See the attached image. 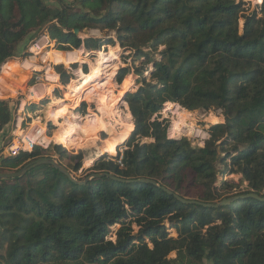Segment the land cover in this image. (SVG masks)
Returning a JSON list of instances; mask_svg holds the SVG:
<instances>
[{"label": "trees", "instance_id": "16d2710c", "mask_svg": "<svg viewBox=\"0 0 264 264\" xmlns=\"http://www.w3.org/2000/svg\"><path fill=\"white\" fill-rule=\"evenodd\" d=\"M48 25L59 50L66 45L76 49L54 50L58 57L53 63L82 64L74 53L83 44L88 50L100 48V40L83 42L75 34L86 29L115 31L136 59L154 63L152 82L126 95L135 125L123 166L102 157L85 179L74 178L83 182L92 174H111L150 179L159 186L108 177L79 185L51 165L1 180L0 264H264V202L240 199L207 208L184 204L162 189L205 204L251 193L264 197V1L259 12L246 14L236 0H74V5L58 7L43 0H0V66L15 57L27 34ZM161 47L162 58L155 61L153 53ZM107 59H118L114 49ZM8 61L2 71L19 66ZM110 69L113 82L117 66ZM59 73L68 84L71 76ZM87 74V67L85 73L77 72ZM124 78L121 71L118 82ZM132 85L124 83L117 98ZM166 104L189 112L222 111L225 123L210 127L205 146L195 148L187 138L168 137L170 122L159 117ZM89 115L94 134L108 131L99 111ZM12 120L9 103L0 101V132ZM66 138L74 141L70 136L58 141ZM144 139L153 141L142 144ZM54 150L70 161L66 168L72 174L82 169L83 153L72 155L62 146ZM44 152L36 146L4 156L0 173L16 172L45 157ZM226 158L230 173L249 184L247 191L224 194L234 186H216L217 163ZM167 223L177 238L171 237ZM118 225L116 240L108 239ZM173 253L176 258H170Z\"/></svg>", "mask_w": 264, "mask_h": 264}, {"label": "rangeland", "instance_id": "374dc122", "mask_svg": "<svg viewBox=\"0 0 264 264\" xmlns=\"http://www.w3.org/2000/svg\"><path fill=\"white\" fill-rule=\"evenodd\" d=\"M43 1L47 6L50 7H58L61 5V3L74 5V0ZM263 1L264 0H236L237 3L244 4L246 14H251L254 11L259 12ZM243 27L244 22L241 20L240 29L242 30ZM50 31L51 28L50 25H48L40 32H30L19 44L15 57L8 59L16 61L19 64V66L16 68L23 67L30 74L27 75V81L24 83V85L17 89L14 94L7 97L0 94V101L8 102L13 113V120L10 125L5 127L4 132H0V162L1 158L4 156H13V152H11V147L13 146H20L22 149L21 152H31L36 146H39L45 151L43 153L45 157L54 158L61 165L68 167L70 166V161L68 159H61V157L54 150L55 146H62L72 155L83 153V167L79 172L73 173V176L76 179L83 180L89 175L90 169L99 159L104 157L107 158V160H113L118 163L120 156H122L124 151L127 150V143L134 134H132V131L135 125V120L126 102V95L128 93L137 92L144 85L145 81L152 82L151 76L154 72V63L145 65L147 59H136L135 51L123 47L119 42L118 35L115 31L102 29H86L80 31L79 35L77 36L83 42L87 39L101 41L100 48L88 50L85 47V44H83L80 47L83 48V50L74 53L76 58L78 57V59L83 60L84 63H73L69 67L65 64L53 63L58 57V54L55 53L54 50L70 53L76 49L71 48L70 50L66 45V50H59V46L61 44L57 40H53L51 38ZM110 41L113 42L110 43ZM111 48L114 49L115 54L118 55V59L112 63L107 59L109 57ZM144 50L145 52L150 51L149 49ZM163 50L164 48L161 47L158 52L153 53V58L155 61L161 60L162 57L160 52ZM41 51H43V54H39L37 56L36 54L41 53ZM48 51L52 52L53 56L46 64H43L44 57ZM32 57L37 59V63L34 64L31 62L30 59H32ZM7 61L0 66V82L3 79L1 74L2 69L11 62ZM97 63L109 68L117 66V73L114 81L109 83L108 81L100 78V80L90 84L83 93L79 94L78 98L71 99V96L74 95V92H72L73 94L70 96L71 90H69V86L78 80L80 75H77V72L85 73V67H87L88 73H90L92 72L94 65ZM16 68L14 67L10 73H14ZM60 69L71 76L70 82L68 84L63 83L61 74L59 73ZM49 70H53V72L59 76L58 83L54 84L56 86L53 88L52 96H54L55 99H61L64 101L63 104L65 112H59V116H56V118L46 116L45 113L46 107L51 103L52 97L46 90V86L49 84V82H47L46 75ZM121 71L125 72V78L120 84L118 81ZM140 71L142 74H140ZM102 76H104V79L106 78V75ZM128 81L133 84L132 88L125 93L122 99H120L124 104H118L117 95L121 91L120 87ZM73 88L75 89L74 85ZM95 90H100L102 92V96H105L108 100L101 102L97 99H92L91 95H87L88 93H91ZM167 104L164 106L163 111L159 114V117L161 121L167 119L170 122L168 137L170 139L187 138L195 148H203L205 146L206 141L210 138L208 132L210 127L216 124L225 123V117L222 114V111L198 110L190 112V119L193 123V131L191 132L192 134L183 132V134L175 135L171 133V127L175 122L178 121V116L174 112L173 107L167 106ZM84 105H86V107H84ZM61 107L62 105L55 104L52 109L53 111H59ZM98 111L105 118L109 133L108 131H102L99 135L93 133V126L91 125L92 118L89 114H98ZM67 113H72L85 119L84 126H81V134L89 141H97L98 144L96 147L83 149L79 148L76 146V140L78 141L77 137H75L74 141L67 138L63 139V142L58 141V139L61 137L69 136L65 134H58L62 128V119L65 118ZM128 113L131 115L130 119L133 120L131 121V124H129L130 119H128ZM211 116L219 117L223 122L221 121L219 123H215L213 120H211ZM156 117H158V115ZM121 123H127V125L131 127L129 132L130 136L123 137L120 140L116 139L113 143L112 151H105L102 153L99 150L100 146L111 143L113 138H116L117 135H120L121 137L123 136V130L119 127ZM38 131L39 134H36ZM108 136L109 140L107 142H103L108 138ZM127 137L128 139L125 141ZM152 141L153 140L150 139H144L142 140V144H148ZM123 142L124 144H122ZM120 144L122 145L120 146ZM217 145L221 158H225L226 155L221 153L219 143ZM229 161L230 159L226 158L224 163L221 161L217 163V169L219 173L216 186L221 188L225 182H228L234 186L233 190L226 191L224 194L230 193L233 195L247 191L249 189V184L243 180V177L241 175L231 174L230 170L226 168V164L229 163ZM166 226L171 237L177 238L178 234L171 228V225L167 223ZM119 228V225L111 228V233L108 239L115 241L116 233ZM133 228L135 232L139 231V228L136 227V225H134ZM170 258H176V254L173 253Z\"/></svg>", "mask_w": 264, "mask_h": 264}, {"label": "bare ground", "instance_id": "6f19581e", "mask_svg": "<svg viewBox=\"0 0 264 264\" xmlns=\"http://www.w3.org/2000/svg\"><path fill=\"white\" fill-rule=\"evenodd\" d=\"M39 54H43V51H41V53H37L36 55L38 56ZM52 56H53V53L48 51L46 56L44 57L43 64H46ZM35 58L32 57V59H30L31 62H33L34 64L37 63L36 62L37 59H35ZM104 67L105 66H102L99 63H97L94 65L92 72H90L87 75H80L78 80L69 86V90H71L70 96L73 94L72 92H74V95L71 96V99L78 98L79 94L83 93L89 87L90 84L94 83L95 81L100 80V78H102L103 80H106L110 83L114 78L115 72L113 70H111L109 67H105V68ZM1 74H2L3 79L0 82V94L2 96L7 97L9 95L14 94L17 89L21 88L24 85V83L27 81V75L30 73L27 72L23 67H19V68L15 69L14 73L2 71ZM102 75H106V78L104 79V76H102ZM46 76H47L46 77L47 82H49V84L46 86V90H47L48 94H50V96H52L53 88H54V86H56L54 84L58 83L59 76L57 74H55L53 72V70H49L47 72ZM73 85L75 86V89L73 88ZM87 95H91L92 99H97L101 102H105V100L107 101V98L105 96L104 97L102 96V92L100 90H95L91 93H88ZM117 102H118V104H124L123 101L120 99H117ZM63 103H64L63 100L55 99L54 96H52L51 97V103L46 107V110H45L46 116H51L53 118H56V116H59L58 113L64 111V104ZM55 104L62 105V107L60 108L59 111H53L52 107ZM172 107H173L174 112L178 116V121L172 125L171 133L175 134V135L183 134V132L191 133L193 131V123L191 122V119H190L191 113L189 111H186L185 109L181 108L180 106H178L176 104ZM128 117H129L128 119L131 118V115L129 113H128ZM211 120H213L215 123H219L222 121L221 118L216 117V116H213ZM131 121H133V120L130 119L129 124L132 123ZM84 124H85L84 118L78 117L72 113H67L65 118L62 119V128L58 132V134L69 135V136H72L74 139H75V137H77L78 141L76 140V146H78L79 148H82V149L83 148H94L97 146L98 142L97 141H94V142L89 141L86 139L85 136H83L81 134V126H84ZM119 127H120V129L123 130L122 131L123 136L121 137L120 135H117L116 138L115 137L113 138L111 143L100 146L99 150L102 153H104L105 151L111 152L113 143L116 139L120 140L123 137L130 136L129 132L131 130V127L128 126L127 123L126 124L121 123L119 125ZM36 134H39V131Z\"/></svg>", "mask_w": 264, "mask_h": 264}, {"label": "water", "instance_id": "95a60500", "mask_svg": "<svg viewBox=\"0 0 264 264\" xmlns=\"http://www.w3.org/2000/svg\"><path fill=\"white\" fill-rule=\"evenodd\" d=\"M79 33H80L79 30L75 31V34L77 36L79 35ZM42 165L53 166L54 168H56L57 170L62 172L64 175H66L69 179H71L72 181H74L75 183H77L79 185H84L93 179L108 177V178H111L113 180H116V181H119L122 183H149V184H153L155 186H159L156 181H153L150 179L125 180V179H120L118 177H115L114 175H111V174H92L85 181L79 182L74 178L71 171H69L65 166L58 163L54 158H49V157H43V158H40L38 160L31 161L27 165H25L23 168H21L20 170L13 172V173H0V181L1 180H11V179L22 177V176L26 175L30 170H32L36 167L42 166ZM162 189L165 192H167L168 194L175 196L180 202H182L184 204H196V205H200V206L207 207V208H215L216 209V208H219L221 206H226V205H229L231 203H234L235 201L240 200V199L252 198V199H256L258 201L264 202V197H262L258 194H255V193H251V194H248L245 196H239V197H234V198H230V199H225L218 204H205L202 202L185 200V199H183L177 195H174L173 192H171L170 190H168L166 188H162Z\"/></svg>", "mask_w": 264, "mask_h": 264}, {"label": "built area", "instance_id": "2783aa9c", "mask_svg": "<svg viewBox=\"0 0 264 264\" xmlns=\"http://www.w3.org/2000/svg\"><path fill=\"white\" fill-rule=\"evenodd\" d=\"M21 151H22V149H21L20 146H13V147H11V152H13V155H14V156L20 154ZM121 155H122V154H121ZM122 159H123V155L120 156V160L118 161V163H119L121 166H123V164H122Z\"/></svg>", "mask_w": 264, "mask_h": 264}]
</instances>
